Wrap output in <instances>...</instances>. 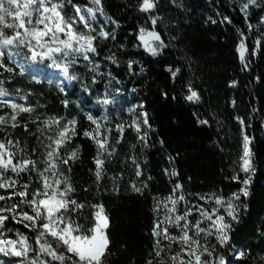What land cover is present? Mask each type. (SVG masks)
I'll return each mask as SVG.
<instances>
[{"label":"trees","instance_id":"obj_1","mask_svg":"<svg viewBox=\"0 0 264 264\" xmlns=\"http://www.w3.org/2000/svg\"><path fill=\"white\" fill-rule=\"evenodd\" d=\"M154 2L152 10L143 12L142 0H101L100 6L91 0H67L73 6H102L103 15L96 14L98 23L115 38L97 37V51L89 54L91 64L83 61L72 69L80 79L73 80V88L66 93L32 81L3 58V87L34 111L24 123L29 125L26 132L24 127L13 129L0 134V140L18 141V147H25L30 158L43 168L50 132L37 124L58 119L62 126L74 118L76 135L60 148L62 155L80 149L76 161L60 165L74 188L71 198L84 205L73 218L88 226L95 211L92 206L102 204L110 220L106 264H147L148 260L156 264L153 228L163 212V205L157 210L158 201L172 195L180 185L176 193L185 197L182 209L189 205L211 210L214 201L202 200L201 196L215 193L227 198L238 191L241 185L231 177L234 169L239 170L243 132L252 137L255 167L250 195L241 197L247 207L239 210L240 222H233L229 246L208 241L210 247L216 246L208 259L223 256L226 264H264V5L246 17L240 0ZM141 28L160 35L165 47L158 55L144 48L139 39ZM95 29L97 35L100 27ZM242 40L247 49L243 64L238 50ZM109 56H114L116 63ZM92 66H96L95 73L90 71ZM169 68L179 72L173 76ZM190 88L198 93V102L186 99ZM105 98L111 101L107 105L99 102ZM144 112L148 125L141 123L138 133L133 121L142 119ZM88 115L100 124L101 138L107 137L110 147L115 148L111 157L106 153L102 157L105 163L99 181L94 175L96 144L83 135L96 128ZM200 120L208 123L201 124ZM118 125L123 126L122 132ZM17 179L21 184L29 183V192L40 187L35 172ZM133 184L147 187L135 192ZM0 194L7 195L8 191ZM6 227L35 236L11 219ZM8 235L15 238L11 232ZM236 251L245 252V257L236 259Z\"/></svg>","mask_w":264,"mask_h":264},{"label":"snow or ice","instance_id":"obj_2","mask_svg":"<svg viewBox=\"0 0 264 264\" xmlns=\"http://www.w3.org/2000/svg\"><path fill=\"white\" fill-rule=\"evenodd\" d=\"M91 3L100 6L101 0H91ZM250 5L261 7L264 5V0H247L243 3L240 10L245 13V16L248 15ZM154 7V0H142L141 11L149 12ZM97 12L103 15L102 6L86 9L77 6L75 16L66 17L64 5L58 0H0V67H4L2 58L5 56V50H8L9 58L13 61L16 57H23L24 63L19 66L22 75L30 65L43 64L47 61L49 67L59 69L67 80L80 79L77 74L70 72V69L77 65L81 58L88 61L89 65L91 64L89 54H95L97 51L94 45L97 37L115 38L112 32L105 31L103 27L97 35H93L96 29L92 27L91 20L96 19ZM151 22L155 25L156 18H153ZM77 23H82L87 31L77 30L74 27ZM139 39L143 42L144 48L153 56L158 55L159 50L165 47L160 35L155 31L141 28ZM152 41L159 43L154 45ZM238 50L240 61L243 64L247 51L243 40ZM108 59L116 63L114 56H109ZM131 63L129 62V67ZM8 71H13V69L9 68ZM90 71L95 73L96 66L90 67ZM168 71L175 76L179 69L173 71L169 68ZM95 82V77H93V83ZM3 83L0 81V98L8 96ZM61 91H63L62 88ZM189 91L190 94L186 99L198 102V93L191 88ZM99 102L107 105L111 101L105 98ZM63 103L67 106L68 101L65 100ZM0 106L12 110L7 118L0 116V125L11 122L12 128L20 126L17 122V116L20 113L34 111L31 106H25L9 99H0ZM141 117L142 119L133 121L138 133L141 130V123L148 125L147 113H142ZM87 119L96 124L95 129L85 131L83 135L92 139L96 144L94 175L99 181L102 179L105 163L102 157L105 153L111 157L115 148L110 147L107 137H100V124L93 116L88 115ZM238 119L240 124L244 125L243 119ZM76 123L77 121L73 118L60 128L55 137H48L50 143L46 145L45 158L42 161L43 168H40L37 162L30 157L17 159L18 153L23 152V149L18 147V141L14 143L12 140H0V189L11 190L7 195L0 194V202H3L0 204V256L8 258V264H55V262L58 264H106L105 257L109 254L111 241L107 231L110 227V220L105 213L104 206L102 204L92 206L95 211L88 226L74 219L73 214L78 209H82L84 205L71 198L74 188L70 178L60 170V165L68 166L70 160L76 161L79 158L80 149L78 147L70 150L67 155L60 153V148L76 135ZM199 123L207 124L208 121L200 120ZM44 124L51 128L53 125L59 126L60 121L49 119L44 121ZM23 127L27 131L28 125L24 124ZM117 128L123 131V126L118 125ZM39 130L43 131V129ZM251 143L252 137L242 132L239 170L234 169L231 177L241 187L227 198L215 193L211 196H201L202 200H212L218 206L210 212L198 207L197 211L202 219L196 220L195 223L188 220V217L192 215L189 208H185L183 214L172 215L176 212V204L185 200L183 194L175 195L180 190V185L175 186L172 195L163 201H158L157 210L163 205L165 216L164 220L158 221L153 228V235L157 237L153 248L157 258L156 264H166V261L161 259V254L165 247L171 252L173 244L179 246V251L169 256L171 264H226L223 256H218L216 259H204L205 256H213L216 246L210 247L206 242L201 243V240L207 241L208 237L214 236L219 246H229L231 233L234 231L233 222H240L239 210L247 207L241 202V197L246 198L250 195L249 185L255 173ZM13 147H16L17 151H13ZM70 170L68 167V171ZM9 172L15 174V177L35 172L40 187L29 192V183L21 184L20 180L8 175ZM241 174L244 175L243 179L240 178ZM136 175H141L139 170ZM171 175H176V173L172 172ZM113 179L116 178L113 177ZM18 185L19 190H17ZM144 187L147 185L144 184L142 187L132 185L135 192H142ZM221 209H223L222 213ZM9 219L14 224L22 225L29 232L35 233V236L30 237L18 228H7L6 222ZM205 220L210 222L208 227H201ZM162 224L171 225L179 232L172 234L167 226L161 228ZM10 232L15 238L8 235ZM49 237L52 239L49 240ZM162 240L168 243L162 246ZM60 248L64 251H58ZM245 255V252H239L240 258H244ZM0 264H5V261L0 260ZM147 264H153V261L148 260Z\"/></svg>","mask_w":264,"mask_h":264},{"label":"rangeland","instance_id":"obj_3","mask_svg":"<svg viewBox=\"0 0 264 264\" xmlns=\"http://www.w3.org/2000/svg\"><path fill=\"white\" fill-rule=\"evenodd\" d=\"M58 2L60 3H63L64 5V14L66 15V17H73L75 16V7L77 6H73L71 3H67V0H58ZM247 2V0H240V7L243 3ZM263 6V5H262ZM78 7H81L82 9H86V7H82V6H78ZM257 8H260V7H255V6H251L249 7L248 9V15L246 17L249 16V13L253 10V9H257ZM245 15V13H244ZM78 19V17H77ZM89 19H91L89 17ZM104 21H106L105 19H103ZM99 16L96 15V19L95 20H91V24H92V27L96 28V26L100 27L101 29V25H99ZM74 27L77 28V30L79 31H87V29L84 28L83 24L82 23H77L74 25ZM95 33H93L94 35ZM15 51V50H13ZM247 52V51H246ZM246 55V53H245ZM7 58L8 60H10L11 63H13L19 70H20V64L24 63V60H23V57H16V60L13 61L12 59L9 58V55H8V50H5V56L3 58ZM2 58V60H3ZM83 61L82 58L79 59L77 65L75 66H79ZM49 62H45L43 64H35V65H30L27 69V71L24 73V75L28 76L32 81L34 82H37V83H47L49 85H53L55 87H57L60 91H61V88L63 89V93H66L68 90H71L73 88V82L74 81H69L67 80L62 74H61V71L57 68H54V67H49L48 66ZM74 66V67H75ZM73 67V68H74ZM70 69V72L72 71V69ZM0 99H9V100H12L16 103H21V101L16 98V97H12L8 94L7 97H2ZM23 104V103H21ZM25 105V104H24ZM26 106V105H25ZM12 113V110L10 108H7V107H3V106H0V116H5L6 118ZM30 113H20L18 116H17V122L20 124L19 127H16V128H12L11 127V122H9L8 124H5V125H0V134H3V133H8L10 132L11 130L13 129H20L23 127L24 123H26L27 121V118H30L31 115H29ZM28 125V124H27ZM38 126L40 125H43V128L45 130H49L50 132V137L51 136H56L57 132L60 130V128H62L64 125L62 126H56V125H53L51 128H48L44 122L42 121L41 123L37 124ZM28 128H29V125H28ZM25 130V129H24ZM26 132V130H25ZM95 134V133H94ZM101 137V136H100ZM252 144V143H251ZM23 146V145H22ZM251 147V145H250ZM16 148V147H15ZM17 149V148H16ZM15 151V150H13ZM17 151V150H16ZM21 157H24V158H27V157H30L27 153V149H25V147H23V152L22 154L21 153H18V156H17V159L21 158ZM8 175L10 176H13L14 178L17 179V177H15V174L9 172ZM17 190H18V186H17ZM0 191H6L4 189H0ZM7 191H11V190H7ZM176 196H179V194L175 193ZM183 202V201H182ZM182 202H178L176 204V212L173 213L172 215H175V214H183L184 212V209H182ZM169 207H171V205H169ZM184 207L186 208H189L192 212V215L188 217V220L192 221L193 223L196 222V220H199V219H202V217L199 215L198 211H197V208H194V207H191L189 205H185ZM215 207H218L217 205H215ZM213 209V208H212ZM211 209V210H212ZM211 210H208L209 212ZM223 212V209H221V213ZM164 216H165V208L163 207V212L161 213V216H160V221H163L164 220ZM181 223H183V221H181ZM210 222L205 220L202 224H201V227H208V224ZM167 226L169 228V232L172 233V234H177L179 232L178 229L172 227L171 225H164L162 224L161 225V228ZM203 235V234H202ZM157 238V237H156ZM49 240H51L52 238L49 237L48 238ZM162 239V238H161ZM212 240L213 242H216L218 243L214 236H210L208 237L207 241H204L201 242V243H208V241ZM168 243V241L166 240H162V246L163 245H166ZM55 246V245H54ZM58 251H64L63 248H60L58 249ZM179 251V246L176 245V244H173L172 246V249H171V252H169V249H167L166 247L164 248V251L162 252L161 254V259H163L164 261H166V264H171V261L169 260V256L171 254H175L176 252ZM239 252L240 251H236L234 253V257L236 259H240L239 257ZM187 258V257H185ZM209 257L205 256L204 259H208ZM0 260H4L5 261V264H8V258H5V257H2L0 256Z\"/></svg>","mask_w":264,"mask_h":264}]
</instances>
